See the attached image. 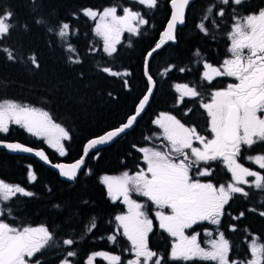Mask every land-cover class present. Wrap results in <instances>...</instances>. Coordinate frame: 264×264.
Returning a JSON list of instances; mask_svg holds the SVG:
<instances>
[{
  "label": "trees",
  "instance_id": "1",
  "mask_svg": "<svg viewBox=\"0 0 264 264\" xmlns=\"http://www.w3.org/2000/svg\"><path fill=\"white\" fill-rule=\"evenodd\" d=\"M210 1L202 0L189 9L177 43H167L154 55L149 74L156 90L133 130L91 152L76 181L62 180L34 158L22 156L15 161V156L0 149L5 179L15 183L20 175L25 186L26 193L9 199L28 200L22 221L46 223L54 236L70 239L60 253L73 255L75 264H83L97 250H116L126 257L131 246L127 238L119 234L114 243L108 240L122 204L110 196L102 178L134 173L144 164L140 149L148 145L146 138L155 131L152 117L159 111L173 113L184 124L206 125L203 103L211 99L224 78L211 81L204 78L203 70L206 65H220L231 53L230 38L237 19L264 6V0H229L226 4L218 0L215 8L209 6ZM108 7L118 12L131 9L145 21L137 32H124L113 49L105 47L88 14ZM170 15L169 0H158L154 6L138 0H0V19L8 24L7 31L0 33V102L48 112L69 137L63 155L28 137L21 127L11 126L7 135L0 134V140L43 148L53 163L80 159L89 140L119 127L135 113L149 87L144 73L146 56L159 42ZM177 86L190 88L194 94L181 97ZM245 151V158L264 155V141ZM25 161L35 165L38 179L34 183L24 179ZM260 173L261 182L229 200L214 226L228 242L227 264H248L253 255L249 244L255 237L264 245V168ZM16 212L19 214L18 209ZM172 243L170 235L156 226L148 236L155 254L149 264H221L212 259L173 258ZM45 255L50 263L54 253Z\"/></svg>",
  "mask_w": 264,
  "mask_h": 264
},
{
  "label": "rangeland",
  "instance_id": "2",
  "mask_svg": "<svg viewBox=\"0 0 264 264\" xmlns=\"http://www.w3.org/2000/svg\"><path fill=\"white\" fill-rule=\"evenodd\" d=\"M138 1L146 6L156 2ZM228 1L219 0V3L226 4ZM88 14L95 20L96 32L109 49L114 48L124 32H137L139 25L145 23L137 12L128 8L118 12L116 8L108 7L98 11L90 10ZM7 29L6 19H0V33ZM239 31H243V28L234 27L231 34L233 53L243 36L240 35L242 33L238 34ZM229 68V61L223 64V68L206 65L203 76L213 79L220 75H231ZM177 89L181 97L194 94L192 89L184 86H177ZM211 96L205 108L211 115L214 136L203 140L176 117L161 113L154 121L153 135L146 138L148 145L140 149L144 161L140 170L102 178L114 200H126V205H122L116 214L114 228L131 244V264H149L154 258L147 244L148 236L156 226L172 238L173 258H204L227 264L228 242L214 226L221 220L224 207L233 195L245 191L243 183L258 185L261 182V173L239 166L232 151L240 144L251 146L259 140L264 141V127L261 122L250 119L248 127L242 126L240 139L233 144L227 143L224 134L219 131L220 109L228 107L232 99L223 96L220 91ZM248 112L252 114L253 110ZM11 126L24 128L28 137L47 143L53 152L61 154L65 151L64 141L69 139L68 132L42 109L14 102H0V134L7 135ZM218 154L224 157L227 168L233 174V179L222 186L198 177L201 175L198 164ZM246 159L264 168V155H250ZM180 198L188 200L181 204L178 200ZM6 236L14 238L17 235L10 228ZM39 245L31 248L36 249ZM249 246L253 255L248 264H262L263 243L255 237ZM31 250H27L28 253ZM96 257L105 258L110 263L118 261V257L113 254L97 252L91 255L89 263L92 264Z\"/></svg>",
  "mask_w": 264,
  "mask_h": 264
},
{
  "label": "flooded vegetation",
  "instance_id": "3",
  "mask_svg": "<svg viewBox=\"0 0 264 264\" xmlns=\"http://www.w3.org/2000/svg\"><path fill=\"white\" fill-rule=\"evenodd\" d=\"M157 1L158 0H156L155 4L157 3ZM200 1L202 0L194 1L190 5L189 9L191 10L194 6H199V4L201 3ZM217 1L218 0H211V5L209 6H215V8H218L219 4ZM231 1L239 3L243 0ZM170 2L171 0H169V6ZM235 27L243 28V31L238 32V34L242 33L240 35L243 36L240 38L241 41L238 43L236 51L233 53L231 49V53L228 55L225 61L220 65L215 66L223 68V64L229 61L231 63V68H229L231 75H220L216 76L213 79H210L211 81H213L218 78H224V82L221 83L222 88L220 87L219 89H216L214 93L220 91L223 96H227V98L232 99L228 107L220 109L221 121L219 122V131L224 134L226 142L229 144H233L240 139L242 126L245 125L248 127V125H250V119L256 122H261L264 127V6L254 9L248 14L238 18ZM228 89L229 92L227 91ZM209 103V100L204 101V108L205 105ZM205 110L207 112L206 116H208L206 125H203L201 127L198 122L195 124L181 123L189 128L191 132L196 136L202 138L203 140H208V138L214 136V132L211 127V115L208 113L206 108ZM248 110H253V113L249 114ZM161 113H169L174 116L173 113L167 111H159L157 114L153 115L152 122H154L158 118V116L161 115ZM231 119L232 126L230 124ZM230 126L232 128L231 130L234 131V134L236 136V140L234 142L228 141ZM262 136L259 137L261 138ZM260 142L261 140L255 142V144L251 146L247 144L238 145L237 149L232 151L236 163L241 167L252 169L254 171L258 169L257 171L260 172L262 167L258 165L256 166L255 164L252 166L244 162V160L246 159L245 149L255 146ZM64 152L65 151H62L61 155H63ZM5 153L6 155L10 156L7 151ZM12 156H15V161H20L23 158L22 156ZM25 162L27 163L22 164L23 170L26 171V176H24V179L26 178V181H28L29 183H34L38 179V173L35 169V165L34 163H32V161ZM140 168L141 166L138 167V169L134 173L138 172ZM198 169H200L201 174L198 176L199 179L207 180L208 182H212L217 186L225 185L227 182H230L233 179V174L227 168L224 157L221 154L215 155L205 162H201L200 164H198ZM194 172L195 170L192 171V173ZM203 172L206 173L203 175ZM32 177L33 179H30ZM19 178H21L20 175L16 178L15 183H10L5 179V176L0 169V264H61L66 262L67 264H75L73 261V255L64 254V256H61L60 253V248L65 249L67 245L71 243V241H69L70 239L60 240L57 236L53 235V230H51L46 223L41 222L38 224H28L22 221L21 218L24 214L23 211L27 209L28 200H9L11 196L10 193H26L25 186H23L22 180H20ZM253 184L255 185V183ZM250 185V183H243V188L245 189V191L235 193V195L242 193L245 194L247 192V188ZM235 195H233V197ZM178 200L188 199L180 198ZM114 201L120 202L122 205H126V200L116 199ZM17 209L19 211V214L16 212ZM10 228L13 229L14 233L17 235L14 238H9L6 236V233L10 230ZM112 236H115L116 238L111 239ZM117 236H119V233L116 229H114V231H112L111 233L110 238H108L110 243H114L117 240ZM64 242H66V245L63 244ZM36 244L40 245L36 249L31 248ZM147 245L148 248L154 253L149 244ZM29 249H32L30 253H28L27 251ZM45 252L54 253V255L51 257L50 263H48L49 261H47L46 259V257L48 256L45 255ZM97 252H106L113 254L118 257V261L110 263L105 258L96 257L94 258L92 264H131L130 260L133 256L131 246L130 248H127L125 258L120 254L119 251L116 250H97L89 253L85 258L83 264H90L89 258L92 254Z\"/></svg>",
  "mask_w": 264,
  "mask_h": 264
},
{
  "label": "water",
  "instance_id": "4",
  "mask_svg": "<svg viewBox=\"0 0 264 264\" xmlns=\"http://www.w3.org/2000/svg\"><path fill=\"white\" fill-rule=\"evenodd\" d=\"M196 0H171V15L160 34L159 42L156 46L148 52L145 60L144 73L147 78L149 87L146 94L141 98L140 102L136 106L135 113L132 114L125 123L119 127L111 129L95 138L89 140L83 149V154L80 159L72 162H51L47 152L43 148H34L21 141H5L0 140V149L6 150L9 154L16 156H27L34 158L41 162L44 166L52 169L60 178L66 182L72 183L76 181L83 169L85 168V160L91 152L98 151L100 149L110 146L112 143L117 141L120 137L124 136L128 132L132 131L136 125L137 120L143 115V113L149 107L152 98L156 90V82L153 77L149 74V65L154 55L160 51L167 43H177V33L180 28L186 25V15L190 5ZM232 126V119L230 122ZM229 127L228 141L234 142L236 136L234 131ZM236 128V127H235ZM233 131V132H232ZM233 135V136H232ZM186 200H179L181 204L185 203Z\"/></svg>",
  "mask_w": 264,
  "mask_h": 264
}]
</instances>
